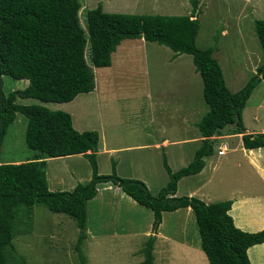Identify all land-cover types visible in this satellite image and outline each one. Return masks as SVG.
Segmentation results:
<instances>
[{"label": "trees", "instance_id": "trees-1", "mask_svg": "<svg viewBox=\"0 0 264 264\" xmlns=\"http://www.w3.org/2000/svg\"><path fill=\"white\" fill-rule=\"evenodd\" d=\"M191 12L186 15L134 14L104 12L99 3L85 12V30L77 21L78 0H0V147L7 127L16 113L26 123L23 142L33 154L18 163L0 160V264H7L5 252L11 250L14 222L22 209L31 212L43 205L51 212L63 213L75 221L78 229L74 250L80 257V244L85 238L87 200L96 193L99 183H111L152 214L150 233L141 249L139 264H153V243L162 211L190 207L199 242L208 264H249L246 249L264 242V228L245 232L235 227L227 213L230 200L204 203L197 197L174 195L176 182L183 176L198 173L203 157L211 154L213 135L240 134L245 149L264 146V133H247L241 120V109L252 88L264 76V19H254V31L263 61L244 85L231 92L224 84L213 44L200 49L195 46L198 19L196 0H189ZM142 38L164 45L175 55H191L194 69L202 80V97L208 110L195 123L202 136L200 146L184 166L171 171L162 154V166L168 179L154 195L144 182L117 176L114 161L111 173L96 170L95 130L73 128L68 112L51 110L43 105H24L17 98H34L42 102H69L76 95L93 90V74L85 61L94 67L110 65V54L122 39ZM2 75L26 79L21 89L2 91ZM81 154L91 169L86 183L70 190H49L45 173L51 158ZM23 206L24 208L18 209ZM32 213V212H31ZM32 218V214L28 213ZM10 264H24L15 259Z\"/></svg>", "mask_w": 264, "mask_h": 264}, {"label": "rangeland", "instance_id": "rangeland-1", "mask_svg": "<svg viewBox=\"0 0 264 264\" xmlns=\"http://www.w3.org/2000/svg\"><path fill=\"white\" fill-rule=\"evenodd\" d=\"M78 3L77 21L85 36V12L95 7L97 3H100L101 9L105 12H112L115 7L142 9L143 11L136 12L141 14L186 15L191 12L189 0H78ZM194 13L198 19L195 46L200 49L211 46L216 35V49L212 55L223 71L228 88L234 90L242 86L251 75L249 68L253 67L255 70V67L263 61L253 20L264 19V0H196ZM127 47L129 51L125 53ZM117 48L111 53L110 67L92 66L89 62V50L87 46L84 48V59L92 71L94 85L99 77L110 76L114 71L118 72L115 77L104 83L109 91L103 94L99 108L104 111V119L108 117L109 112L114 109L116 111L113 129L116 134L112 138L114 140L110 141V134L107 135V132H112L109 125L113 123L107 122L108 119L104 120L103 117L100 122L96 113L94 90L96 86L90 92L92 94L88 96L86 95L88 92L78 94L69 102H42L34 98H17L16 102L66 111L77 128L87 126L84 130L96 131V126L101 127L105 130L110 145L111 142L119 147L134 146L143 142L151 144L144 150L128 147V149H119L120 152L113 154L98 152L97 155L95 154V159L98 174H110V162L114 161V171L117 176L138 179L142 182L144 179L147 189L154 195L168 179L162 166V154L168 167L174 171L183 162L190 161L194 150L199 147L194 142L173 143L161 150L154 148L152 143L162 137H166L168 141L179 138L189 139L198 133L193 123L198 121L207 109L202 99L200 77L197 76V72L196 76L191 74L193 64L189 54L181 53L178 59L169 61L172 50L156 42L144 40L141 42L139 38H126L120 41ZM119 55L122 56V60L125 59L123 63L119 61ZM233 56L238 58L235 62L232 61ZM185 76H189V87L182 85L186 82L182 83ZM1 80L4 93L25 86V80L13 79L8 75H2ZM136 81L142 82L143 88L129 89L127 84ZM145 81L155 82L157 88L152 86L148 90ZM176 91L179 95L178 99H176ZM263 93L264 88L261 85L257 86L246 102L244 119L247 123L249 120H246V114L248 112L250 114ZM182 101L187 104L186 109ZM82 102L84 106L79 109ZM176 102L181 104L179 107L181 112H176L175 116L171 109ZM263 112L264 110L261 114ZM186 121H189V126L184 125ZM260 122L263 123V120ZM25 123L24 116L16 113L2 140L1 160L18 163L26 161V158L33 154L23 142ZM217 136L214 140L218 138ZM229 141L231 144L234 142L233 139ZM215 157L216 153L213 150L207 159L222 168L225 162L222 159L220 162H215ZM210 168V166L206 167L204 173L209 178L213 173L214 177L210 179L208 186L204 187V191L215 198L213 201H217L223 196L219 187L222 183L221 179L226 181L232 173L229 170L225 173L222 171L219 176V169L212 172ZM45 173L49 183L56 186L54 188L70 190L69 188L77 183H86L90 179L91 169L83 156L69 155L46 162ZM189 180L194 179L183 177L179 181L178 190L186 189L185 185ZM229 182L230 191H233L231 187L240 185L236 183V177ZM99 184L96 191L105 183ZM193 187L194 184L191 188ZM122 201L125 205L117 208L114 214L113 211L108 213L104 211V215L100 212L94 215L98 202L92 201L87 205L85 237L87 232L89 235L80 244L81 259L74 250L78 229L72 218L62 213L51 212L39 204L31 208L32 213L22 209L23 206L18 207L22 210L18 214L17 222H14L11 250L5 252L7 264L15 262V259L24 264H139L142 259L141 249L147 238H143L141 233L143 221H139L141 216L134 212L136 208L138 209L137 204H130L131 202L127 200ZM28 213L32 214V218L28 217ZM153 253L154 263L162 262L158 248L154 249Z\"/></svg>", "mask_w": 264, "mask_h": 264}, {"label": "crops", "instance_id": "crops-1", "mask_svg": "<svg viewBox=\"0 0 264 264\" xmlns=\"http://www.w3.org/2000/svg\"><path fill=\"white\" fill-rule=\"evenodd\" d=\"M111 11L112 12L116 11L113 13L141 14V13H136V12H141L143 10L142 9H135V10L134 9H122V8H116L115 7V9L113 8V10H111ZM142 14H144V13H142ZM156 14H159V13H156ZM168 15H170V14H168ZM139 39L141 40V42H143L142 38H139ZM117 46L115 47V50H116ZM117 50H118V48H117ZM128 51H129L128 47L125 48L124 52L126 53ZM118 57H119V61L121 60L122 63H123V61H125V59L122 60L121 55H119ZM190 57H191V55H190ZM178 58H179V54L175 55L174 52L172 51V55H171V58L169 61L174 60V59H178ZM237 59L238 58L234 57L232 59V61L235 62ZM110 62H111V54H110ZM119 65H121V64H119ZM104 67H110V66H104ZM119 69H121V68H119ZM249 69H250L249 71L251 72V74H253L255 71L254 68L251 67ZM220 70L222 73L224 84L229 91L235 92L236 90H238L239 88H241L244 85L243 84L242 86H240L234 90L228 88V86L226 84V80L224 79L223 71H222V69H220ZM191 72H192L191 73L192 75L196 76V71L194 69V65H193V69ZM116 73H118V72L114 71L110 76L99 77L96 85H94V88L96 86V89L93 88L95 90V98H96V103H97L96 113L98 114V116L100 118V122H101L102 117L104 119V111L99 110L100 100H101V98H103V94L107 93L109 91L108 87L105 86L104 83L107 82V80H109L110 78L115 77ZM197 76L200 77L199 73ZM20 80H23V81L25 80L24 82H25V86H26L27 80L26 79H20ZM200 81H201V87H202L201 77H200ZM183 82H185V83L182 85L189 87V76H185L182 83ZM259 85H261L264 88V76L257 83L255 88L254 87H253L254 89L252 88L251 92L249 93L248 97L246 98L244 105L241 109V120H242L243 126L245 128V132H247V133H264V112L261 114V112L264 110V93H263V96L260 97L259 101L255 103V106L253 107L250 114H249V112L246 114V120H249V123H247L244 119V112H245V107L247 104L246 102H248L252 92L254 90H256L257 86H259ZM127 86L129 89H137V88H141V87L143 88V83L136 81V83L135 82L128 83ZM152 86H155L157 88V84L155 82L151 83L150 81H148V82L145 81V87L148 90ZM178 90H179V87H178ZM92 91L93 90H91L90 92H92ZM90 92H88V94H86V95L88 96L89 94H92ZM201 94H202V88H201ZM75 97H77V95ZM75 97L73 99H75ZM178 98H179V95L177 94V91H176V99H178ZM202 99H203V97H202ZM16 101H17V99H16ZM182 103H183V107L186 109L187 104L184 101H182ZM204 105L207 106V109H206V111H207L208 105L205 103V101H204ZM83 106L84 105L82 102L81 106L78 108L79 109L81 107L83 108ZM180 106H181V104L179 102H176V105L171 109V112L173 111L175 113V116H176V112H181L179 110ZM115 112L116 111L114 109L111 113L110 112L108 113V117H105V119L106 118L108 119L107 122L110 121L113 123V125H109V128H111L112 132L111 133L107 132V135L110 134V137H109L110 141L114 140L112 138L114 137V134H116L113 131L114 125L116 122L114 120ZM178 114H180V113H178ZM85 115H86V113H85ZM83 116H84V114H83ZM186 116H187V114H186ZM85 117H87V115ZM243 120H244V122H243ZM262 120H263V123L260 122ZM96 122H98V121H96ZM195 123H193L194 126H195ZM188 124H189V121H186V123L184 125L186 126ZM72 126L74 129H77L78 131H82L84 129H87V126L77 128L74 124V121L72 122ZM252 127H254V128H252ZM95 129H96V132L98 135L97 151H95L96 155L98 152L103 153V154H105V153L106 154H113L115 152H120L119 149H124V148L128 149V147L140 148V149L142 148L144 150L147 148V146L151 145L147 142H143V144H136L134 146H125V147L115 146L114 143H112V142L110 145V143H108V141L106 139L105 130L103 128L97 127V126ZM196 130H197V128H196ZM197 132H198V130H197ZM194 133H195V131H194ZM215 136L216 135H213L210 137V139L212 141H214L213 150L216 153L215 162H220V160L222 159L225 162L224 165L222 166V168H220L215 163L212 164L210 162V160L207 159V157L211 154L203 157L204 163H203L201 170L196 174L188 175V177H190L194 180H192V181L189 180L190 182L188 181L185 185L186 189H182L180 191V190H178L179 181L183 177H186V176L179 178L178 181L176 182V190H175L174 195H177V196H179V195L194 196V197L199 198L200 200H202L205 203L215 202V201H213V199H215V198L210 197V195L206 191H204V187L206 188L210 182V179H212L214 177L213 173H211L212 175L210 178L208 176H206V174L204 173L206 171V167L210 166L211 167L210 169H212V172H215L216 169H219L220 170L219 176H220L222 171H223V173H225L227 170H229L232 173L229 176V178L226 181L225 180L223 181V179H221L222 183L219 187L221 189L220 192L223 193V196L220 200H230L231 201L229 209L227 210V213L231 216L232 222H233L235 227H237L240 230L245 231V232L259 231V230L264 228V146L245 149L241 144L240 134H236V133H234V134H231V133L221 134V135L217 136L218 138H216V140H214ZM201 139H202V136L198 132L192 138L175 139L177 141H175V140L174 141H168V139H166V137H162V139H160L159 141H155L154 143H152V145L156 149L165 148L168 144H173V143L174 144H180V143L194 142V143H196L197 146H200ZM229 139L234 140L233 144L230 143ZM218 144H223L225 146V150L222 152V154H217V152H216L215 146H217ZM131 150H134V149H131ZM124 151H126V150H124ZM74 155L82 156L81 154H74ZM67 156H69V155H67ZM62 157H64V156H62ZM57 158H60V157L51 158V159H49V161L57 160ZM223 158H225V159H223ZM1 162H12V161L1 160ZM188 162H183V164L181 166L186 165ZM226 164H227V166H226ZM235 177H236V183H240V185L231 187L233 189V191H230V190H228L230 187L229 181H230V179H235ZM197 181H199V182H197ZM143 182L145 183L144 179H143ZM183 183H185V182H183ZM195 183H196V186H195ZM193 184H194V187L191 188L193 186ZM98 185H100V184H98ZM47 186H48L49 190H55L56 189V188H54L56 186H52L49 183L48 179H47ZM69 189H71V188H69ZM99 189H101V191ZM99 189H97L95 195L92 198L87 200L86 205H85V209H86L88 204H90L92 201H95V202H98V204H97V210L95 211L94 215L98 214L99 212L101 215H104V211L106 213L113 211V214H114L116 212L117 208H119L121 205H125L122 200H127V201L131 202L130 204H133V205L137 204L138 209L136 208L134 212H137L141 216L139 218V221H143V230L141 231V233H143V238H146L149 234V231H150V225H151V220H152L151 211L149 209L145 208L144 206L136 203L129 196H127L125 193H123L117 186H115L111 183L106 182L104 184V186H102ZM56 190H63V189L59 188ZM102 191H105V192L108 191L109 193H104ZM119 199H121V201ZM217 201H219V200H217ZM132 213H133V210H132ZM58 216L64 217L63 215H58ZM64 218H66V217H64ZM137 232H139V231H137ZM88 235H89V233L87 232L86 237L83 239L82 242H84L86 240ZM157 248H158V253L161 254V258H162V262H159V264H175V261L177 264H208L207 259L205 257V254L203 253L201 246H200L198 231L196 228L193 213H192L190 207H188V206L187 207H180V208H177L173 211H162L161 212V219H160V222L157 226V230L155 233V240L153 243L152 253H153V250L154 249L157 250ZM134 251L135 250H133V252ZM133 252H132V254H133ZM246 254H247L249 264H264V242L249 246L246 249ZM153 264H155L154 263V253H153Z\"/></svg>", "mask_w": 264, "mask_h": 264}, {"label": "built area", "instance_id": "built-area-1", "mask_svg": "<svg viewBox=\"0 0 264 264\" xmlns=\"http://www.w3.org/2000/svg\"><path fill=\"white\" fill-rule=\"evenodd\" d=\"M224 150H225V146L223 144L217 145V154H222Z\"/></svg>", "mask_w": 264, "mask_h": 264}, {"label": "clouds", "instance_id": "clouds-1", "mask_svg": "<svg viewBox=\"0 0 264 264\" xmlns=\"http://www.w3.org/2000/svg\"><path fill=\"white\" fill-rule=\"evenodd\" d=\"M219 145V144H218ZM216 152H217V146H216ZM47 188H48V186H47ZM49 189V188H48ZM52 191H54V190H52Z\"/></svg>", "mask_w": 264, "mask_h": 264}]
</instances>
